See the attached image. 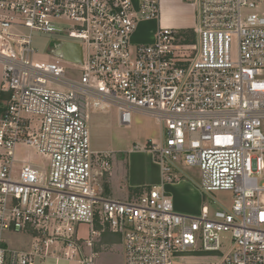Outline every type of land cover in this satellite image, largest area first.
Masks as SVG:
<instances>
[{
    "label": "built area",
    "instance_id": "2783aa9c",
    "mask_svg": "<svg viewBox=\"0 0 264 264\" xmlns=\"http://www.w3.org/2000/svg\"><path fill=\"white\" fill-rule=\"evenodd\" d=\"M182 1L195 8L196 42L160 27L152 42L132 43L138 23L160 17V0H0V264H98L106 230L121 235L123 264L220 252L222 233L232 244L219 264H264V11H251L264 0ZM61 20L83 49L82 64L63 58L82 67L78 81L33 47L34 31L61 33ZM113 107L121 125L137 111L157 120L159 139L135 149L156 154L165 183L197 166L201 190H231L232 205L183 214L164 186L105 195L100 177L112 166L92 150L89 120ZM19 144L47 156L49 170L19 160ZM79 223L90 225L88 256L74 240ZM7 233L29 234V248L7 246Z\"/></svg>",
    "mask_w": 264,
    "mask_h": 264
},
{
    "label": "rangeland",
    "instance_id": "374dc122",
    "mask_svg": "<svg viewBox=\"0 0 264 264\" xmlns=\"http://www.w3.org/2000/svg\"><path fill=\"white\" fill-rule=\"evenodd\" d=\"M176 1L177 0H175V2ZM251 11L259 13L263 12L264 4H260L257 8ZM57 25L58 27L63 28L61 33L48 34L44 32L34 31L32 33L33 47L37 50L38 57L53 62L57 61L58 64L63 67L66 78L78 81L81 79L82 67L80 65H75L72 62H68L63 58L61 59V57L60 59H58L59 57H54L50 52L51 47L55 44V41L57 40L75 41V39L69 37L68 31L65 30V28L71 27V22L69 23L68 21L61 20L57 23ZM152 25L153 22L141 24L138 32L135 35V38L141 41H144L145 38L148 39L154 31V29H151L153 28ZM176 29H180L179 32H181V35L183 36L185 41L196 42V36L194 32L191 33L192 29L189 30V28L183 27H176ZM28 31L29 30L27 28H23L24 33L28 34ZM192 34L195 39L189 38L190 36H192ZM135 38H132V42L133 40L135 41ZM232 54L233 58L237 59L236 38H233ZM136 113L137 112L133 113L132 119L134 120L135 117V121H133V123L129 125L120 124V126L126 128L125 130L128 131V133H131L133 135L138 131H141L140 127L143 123L144 118L143 113ZM91 118L89 120V129L92 150L95 153H106L109 157L110 162L112 163L113 174H111L112 176L110 177V179L108 180V175L100 177V181L104 187L105 195L109 194L110 196L121 200L128 199L130 192L128 186H126L124 183L127 171L125 162H123L124 158H121L123 159L122 161L120 158H118V154L115 155V153L111 151V135L112 133L114 135L116 131L113 132L111 130V127H109L106 129V131L104 130L105 134L101 135L100 130L92 123ZM16 155L19 160L30 161L41 169H46L47 171L49 170V158L47 156L39 154L37 151L27 147L24 144L18 145ZM152 155L154 156L155 161H157L158 157L156 156V154L152 153ZM181 173L183 176H179V178L176 180V185H167V190L169 191L168 193L171 195L174 204L179 203V205L182 206L181 203H184L185 205L198 207L200 204L204 205L205 203L209 206L211 211L217 209L220 206L219 203H222L228 207L232 205L234 194L231 190H218L209 193H204L201 190L200 185L202 183V171L199 167L181 165ZM182 178H184L185 181H187L189 184L183 183L181 180ZM263 182L264 178L261 180V183ZM189 185L195 188L190 189ZM201 196L202 198H200ZM76 232L77 233L74 236V240L81 246L82 254L86 256L90 255V248L86 245V241L90 238V225L86 223H79L76 225ZM221 238L222 250L220 252H186L179 255L177 261L179 262V264H219L222 259L221 256L227 250H229L232 244L231 233H222ZM28 241V237L23 234H6V245L9 247H21ZM96 242L100 245L96 248V252L98 253V256L96 257V262L98 264H122V245L120 234H113L110 231H105L102 233L101 237L96 240ZM48 259L49 257L45 259L37 258L36 262H44ZM59 264L68 263L61 261V263Z\"/></svg>",
    "mask_w": 264,
    "mask_h": 264
},
{
    "label": "crops",
    "instance_id": "0c3cea01",
    "mask_svg": "<svg viewBox=\"0 0 264 264\" xmlns=\"http://www.w3.org/2000/svg\"><path fill=\"white\" fill-rule=\"evenodd\" d=\"M160 8H161V15L158 19L148 20V21H141L138 23L137 28L132 36V38H135L136 33L139 30V27L141 24H146L149 22H153V25L151 29H154L152 34L149 36L148 39H144V41L138 40L135 38V41L133 40V44H139V43H150L154 40V34L157 29L160 27H183V28H189L192 29L195 24V8L193 5L188 4L182 0H160ZM1 83H2V67L0 65V108L2 105L5 104L7 94L2 92L1 90ZM137 113H142L138 112ZM136 113V114H137ZM143 123L141 124V131H138L134 135L131 133H128L126 131L125 127L120 126L119 123V112L118 110L113 107L110 110L104 111V112H93L91 115V121L92 123L100 130L101 135H104L107 128L111 127V130L114 133L111 135V151L115 153V155L118 154V158H124L121 159L123 162H125L126 165V178H125V185L129 188V200L135 197V193H133V189L137 188H145V187H153V186H164V189L167 190V185H176L177 182L173 183H165L164 177L161 172V167L157 161H155L154 156L152 155V152L148 150H137L135 149V145L137 143H146L149 140H156L160 137V125L157 122V120L146 113H143ZM135 116V115H134ZM138 119V118H136ZM135 121L132 119V123ZM112 166V163H111ZM113 170H111V173L106 174L108 175V180L112 176L111 174ZM179 176H183L181 172L178 174ZM107 180V181H108ZM183 183L189 184L187 181H185L184 178L181 179ZM179 182V181H178ZM190 186V185H189ZM188 186V187H189ZM150 187V188H151ZM195 188L191 187L190 189ZM195 190V189H194ZM169 192V191H168ZM108 196H110L108 194ZM113 197V196H111ZM202 198V196L200 197ZM201 202V201H200ZM175 209L176 211L183 213V214H199L201 212L203 204L199 205L198 207H193L189 205H185L184 203H181L182 206L179 205V203H175ZM205 205V203H204ZM192 207V209H191ZM109 231V230H106ZM105 232V231H104ZM114 234V233H113ZM116 234V233H115ZM26 235L29 239L26 244L22 245L21 247H13V248H20V249H26L29 248L32 237L29 234H23ZM121 245H122V239H121ZM100 245L97 244L96 248ZM61 261L66 262L68 264H77L76 261H69L66 259H59L57 260L55 257H49L47 261L44 262H35L34 264H59ZM124 263V254H123V246H122V264Z\"/></svg>",
    "mask_w": 264,
    "mask_h": 264
},
{
    "label": "water",
    "instance_id": "95a60500",
    "mask_svg": "<svg viewBox=\"0 0 264 264\" xmlns=\"http://www.w3.org/2000/svg\"><path fill=\"white\" fill-rule=\"evenodd\" d=\"M50 52L55 57H61L78 64L83 63V49L78 43L72 41L55 42Z\"/></svg>",
    "mask_w": 264,
    "mask_h": 264
},
{
    "label": "trees",
    "instance_id": "16d2710c",
    "mask_svg": "<svg viewBox=\"0 0 264 264\" xmlns=\"http://www.w3.org/2000/svg\"><path fill=\"white\" fill-rule=\"evenodd\" d=\"M190 30V29H189ZM193 33V30L192 32ZM190 39H195L193 37V34L192 36L189 37ZM150 187H145V188H137V189H133V193H135V197H138L139 195H141L142 193H144L146 190H148Z\"/></svg>",
    "mask_w": 264,
    "mask_h": 264
}]
</instances>
